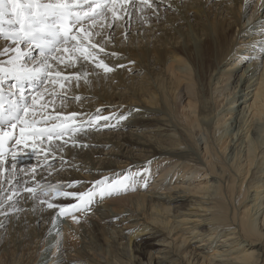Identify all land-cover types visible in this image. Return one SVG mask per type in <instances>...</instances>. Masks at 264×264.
<instances>
[{"label":"bare ground","instance_id":"6f19581e","mask_svg":"<svg viewBox=\"0 0 264 264\" xmlns=\"http://www.w3.org/2000/svg\"><path fill=\"white\" fill-rule=\"evenodd\" d=\"M156 2V11L129 6L131 15L116 21L114 31L107 27L110 13L92 29L102 33L92 37L95 42L104 43L107 53L118 54H101L107 64L115 69L125 61L136 63L148 69L146 73L142 75L135 67L138 76L128 82L124 79L128 71L117 69L107 83L90 77L85 82L82 77L77 86L73 80L66 85L69 99H55L54 109L48 108L53 114L85 113V120L100 106L123 116L139 114L141 119L150 114L157 122L151 134L129 140L131 147L116 143L121 153L112 155L127 151L124 162H95L86 148H76L67 159L71 166H65L74 172L59 179L30 175L55 162L52 156L45 160L47 141L38 145L39 140L33 144L29 139L23 147L11 150L0 165V214H8L13 207H6L4 193L15 182L42 191V197L47 192L55 197L49 199L53 204L70 205L72 198L58 192H82L96 181L131 177L125 193L97 200L90 212L76 213L79 223L59 217L58 209H49L46 203L35 206L26 195L29 216L23 217L21 226L29 223L35 235L32 242L40 240L43 251L30 264H264V61L259 64L264 50V8L260 11L264 0L256 7L251 0ZM254 18L260 20L248 27ZM109 33L115 37L109 40ZM4 45L12 46L0 37V46ZM33 55L38 50L33 49ZM7 59L0 49V63ZM57 68L66 75L92 74L95 69L82 60ZM13 82L0 84L9 92ZM56 91H63L58 84ZM123 94L133 97L130 104L136 106L116 104L123 101ZM75 96L81 99H71ZM106 129L94 131L104 137L109 135ZM92 134L87 135L92 138ZM14 135L18 137L17 132ZM133 146L137 148L134 152ZM61 154L56 153L58 160ZM25 162L32 165L22 166ZM25 167L30 169L27 178L23 177ZM70 181L82 183L64 188ZM198 241L202 245L192 248Z\"/></svg>","mask_w":264,"mask_h":264},{"label":"snow or ice","instance_id":"6c2138e0","mask_svg":"<svg viewBox=\"0 0 264 264\" xmlns=\"http://www.w3.org/2000/svg\"><path fill=\"white\" fill-rule=\"evenodd\" d=\"M162 2V0H160ZM129 6L134 10L143 11L145 8L156 11V0H0V37L11 42V47L0 46L8 59L0 63V83L13 80L8 94L0 90V165L4 164L5 147L10 142L15 145L27 144L31 139L35 144L47 141L49 147L43 149L45 160L50 156L55 157L57 152H62L65 147L87 148L91 145L75 139L77 135L87 134L91 130L102 128H114L113 117L102 116L97 109L96 114L86 120L82 117L85 113L53 114L48 112L53 101L60 99L62 102L69 99L66 85L73 80L79 85L83 77L87 81V72L66 75L57 66H74L82 60L90 63L96 69L105 74L115 69L101 58L116 56L117 53H107L103 43L95 42L92 37L101 35V32H93L98 22L106 20L111 14V22L108 28H113L116 21L130 16ZM7 25V28L5 27ZM103 29L104 25L100 26ZM75 29V31H74ZM112 33H109V40ZM75 41V44L72 42ZM33 49L38 50V55H33ZM76 55H72V54ZM59 54V55H58ZM64 54H69L65 56ZM55 62V64L53 63ZM116 67H125L117 65ZM31 85L29 89L33 94H25V85ZM63 91L57 92L56 85ZM47 85H51L49 88ZM14 89L15 91H12ZM44 94L49 97L44 99ZM15 97V98H13ZM76 101L80 96L72 97ZM41 101H44L41 103ZM79 118V119H78ZM126 116H116L117 121L126 119ZM105 123L101 125L99 122ZM19 129L18 137L14 132ZM67 137V139H65ZM53 140H59V144H53ZM15 152H12V161L16 160ZM61 164L67 161L61 156ZM12 168L16 164L11 165ZM50 167V165H49ZM130 176L113 180H100L94 182L88 189L80 192H68L61 190L57 195L64 198H72L70 205H56L52 202L40 200L46 203L47 208L58 209V216L71 217L79 223L76 213L92 211V204L97 200H104L125 193L129 187ZM80 181H70L64 188L79 185ZM59 188V185H52ZM25 192L31 193L33 198L38 197L36 188L28 186ZM48 196V193H44ZM55 198V197H52ZM12 199L11 196L8 197ZM0 210L2 206H0ZM18 211L19 209H15Z\"/></svg>","mask_w":264,"mask_h":264},{"label":"rangeland","instance_id":"374dc122","mask_svg":"<svg viewBox=\"0 0 264 264\" xmlns=\"http://www.w3.org/2000/svg\"><path fill=\"white\" fill-rule=\"evenodd\" d=\"M251 1H252L253 5H254L253 7H256V5L259 2V0H251ZM262 3H263L262 1L259 3V6L257 7L258 10H259V7L261 6ZM213 4L209 5L208 8H210ZM263 8H264V6L261 7L260 11H262ZM261 15H262V12H260L259 17ZM256 19L257 18H254V20L251 21L250 23H248L247 26L248 27H253L256 24V21L259 18L257 20ZM246 23H247V20L244 22V24H246ZM114 28H113V31L115 30ZM112 35L115 37V34H112ZM116 38L119 39V37H116ZM96 42L99 43L100 40L97 39ZM108 46H110V45H108ZM127 57L128 56H126L125 58H127ZM2 58H4V57H2ZM259 59H260L259 60V64H261V62L264 61V50L261 52V56L259 57ZM121 61H123V59ZM123 64H124L125 67H122V69H119L121 67H117V68H115V70L117 69L116 71L125 72V73H126V71H128L129 74L127 72L126 76L124 77V79L128 78L127 82L134 75H135L134 77L138 76L137 75L138 74L137 73V69L135 67L139 68L140 73L142 75L144 73H146V71L148 70V69H144L143 66H140V65L137 66L136 63H128L129 64L128 65L127 62L125 61ZM126 66H130L131 69L129 67H126ZM127 68H129V69H127ZM116 71H113V72L108 73L106 75L102 70L95 68L94 71L92 72V74L87 72L88 73L87 77L94 78L96 80L98 79L100 81V83L102 81H104V82L106 81V83H107L109 81V78H111V77H113L115 75L114 72H116ZM111 74H112V76H111ZM238 74H241V72L238 73ZM130 84H132V83H129L128 85L130 86ZM100 87L98 86V90L100 89ZM123 87H125V86H123ZM108 88H109V86H108ZM125 93H129V92L126 91ZM122 97L124 98V99L122 98L123 101H116L115 103L116 104H120L119 102H121V103L123 102V103H125L124 104L125 107H130L131 106V108L133 106H136L135 104H130V100H134V99H133V97L129 96V94H123ZM125 99H126V101H125ZM100 107H99V110H100L101 114H103V116L113 117L112 123L115 124L117 126V128L114 127L116 129H113V130H111L110 128L106 129L104 133H106V135L109 134V135H107L108 137L107 136H104V137L102 136L101 137L98 134L96 135V131L91 130V131H88L87 134H89L90 132L91 133L93 132L92 138L91 137L89 138V136L87 134H83V135L81 134L82 136L81 135H77L75 137V139L76 140H79V139H81V140H90V142L100 141L98 145H96V144L94 145V144L90 143L89 145H91V147H87L85 149V152L88 155H92V158H95V162H98L99 160H101V162H105L104 160H106V159L107 160L112 159L113 161L124 162L126 156L123 155V154H126L127 151L122 152L123 154L120 155V156L112 155L113 152L121 153V151L119 149H117L116 143L123 144V148L124 147L125 148L126 147H131L132 144L128 143L129 140L137 139V136L139 138H142V136H147V135L151 134V131H153V129L156 128L157 122L156 121H152V119L154 117H152L150 114H146V117L145 118L143 117L142 119H141V116L139 114L125 115L127 117L126 119H121V120L117 121L114 118L115 114L117 116L118 115L121 116V114H118V112L116 113L115 110L114 111H112V110L109 111L108 110L109 108H107L106 106H100ZM125 111L126 110L122 111V114L125 113ZM135 120H138V121H135ZM100 122H103V120H101ZM109 136H110V138H109ZM65 139H67V137ZM59 142L55 141V143H59ZM45 143L47 144L45 146L49 147L48 143L47 142H45ZM31 144L32 143H30V145ZM41 144H42L41 142H38V145H41ZM21 147H23V146L22 145H16L14 147L13 151L18 150ZM76 148H78L79 150L81 149L80 147L73 148V147H71V145L69 143V146H67L62 151L61 156L63 158H65V160L67 161V163H65L64 167H61L60 165H58L57 161H60V160H58V156L55 155L56 156V157H54V161L55 162L54 163L52 162L51 164L48 163L47 166L40 167V169L38 168L37 170H35L34 174H36V175H33V172H32V174H30L29 173L30 169H27L29 167H25L26 168V175L23 176V177L27 178L29 176V175H27L28 173L31 176H35V177L37 176L36 177L37 179H42V178L59 179V178H63V177L69 176L70 175V170H72L73 172H74V170L72 169V167L66 168L65 166H69L71 164L70 160H67V159H69L70 154ZM132 149H133L132 152L137 150V148H134V146L132 147ZM88 151H89V153H88ZM75 161L79 162V163L82 162L81 159H77V158L75 159ZM88 163H90V162L88 161L87 164ZM31 165H32V162L22 163V166H31ZM49 165H50V167H49ZM78 168H79V166H78ZM68 170H69V172H68ZM180 173H181V171L179 172V174ZM86 175H88V173H83V176H86ZM14 185L10 186L9 190H5V191H8V192L4 193L6 207H9L10 205H13V207L10 209L8 214H4V213L0 214V264H26V262H27V264H30L31 260L39 259L40 256L42 255L43 251H42V248L40 247L41 246V241L40 240H37L34 243L32 242V240H33L35 235L33 233L34 229L31 228V227H27L29 225V223L23 224L22 225L23 227L21 226V224L23 223V217H28L29 216V213L27 212V210L25 208L28 203L26 205H24V202H25V200H27V196H28V198L30 196L31 199H29V201L34 202L35 206H36L37 202H39V204H42V203H40L41 199H43L45 201L49 200V199L52 200V198H51L52 195L48 194V196L44 195V197H42L41 195H43V192L42 191H37L38 197L37 198H33L32 194L30 195L28 192L24 191L25 187H24V185H23V183L21 181L18 182V183L15 182ZM0 189H1V186H0ZM9 196L12 197L11 200L8 199ZM39 197H40V199H39ZM58 200H60V198H58ZM22 203H23V205H22ZM22 208H23V210H22ZM7 209H9V208H7ZM15 209H19V210L16 211ZM21 212L28 213V214H25V216H24V214L22 215ZM38 227H39V224H38ZM187 237H189V236H187ZM195 240L196 239H194L193 241H195ZM216 243H217V245H219V243H221V242H217V239H216ZM192 244H193V246H192V248H193V247H195V245H199V244L202 245V242L198 241V242H194ZM192 248H190L189 250H191ZM213 252L214 251H212V253Z\"/></svg>","mask_w":264,"mask_h":264}]
</instances>
